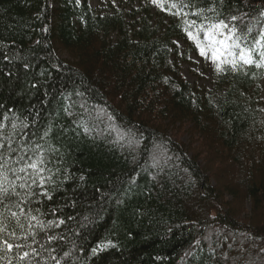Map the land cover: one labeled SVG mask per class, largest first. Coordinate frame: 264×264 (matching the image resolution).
I'll use <instances>...</instances> for the list:
<instances>
[{"label":"trees","instance_id":"obj_1","mask_svg":"<svg viewBox=\"0 0 264 264\" xmlns=\"http://www.w3.org/2000/svg\"><path fill=\"white\" fill-rule=\"evenodd\" d=\"M218 24L200 91L181 63ZM263 44L264 0H0V264H264ZM240 186L262 224L223 208Z\"/></svg>","mask_w":264,"mask_h":264},{"label":"rangeland","instance_id":"obj_2","mask_svg":"<svg viewBox=\"0 0 264 264\" xmlns=\"http://www.w3.org/2000/svg\"><path fill=\"white\" fill-rule=\"evenodd\" d=\"M89 2L93 9L101 14H106L109 10L114 11L115 9H118L134 15V13L136 14V11L143 8V0H89ZM139 17V14H137L135 19H138ZM111 38L115 40L116 33H113ZM205 39L206 40L201 48L198 51H192L188 56V61H183L181 63L184 78L191 84V86L200 91H209L213 89L215 83L214 69L220 66L225 59H229L230 55L233 54L231 47V34L227 28L213 27L208 32ZM177 44L181 47L182 51L187 50V44L184 41L177 40ZM61 56L65 59H70L66 52L62 51ZM247 59H250L249 55L245 54L244 61ZM261 87V99L264 102V79L262 80ZM171 128L170 132H173L172 135L181 140L188 147L190 152L197 153L199 152L198 150L209 151L205 144L200 143V135L197 132L195 123L192 121L185 119L180 124H177L176 127L172 126ZM209 154V160H212L213 154L211 152ZM199 157H201L200 159L203 160L202 162L206 167L211 165L209 162V164H207V155L204 154L203 157ZM215 166L216 164H212V166L207 168L209 169L210 175H212V182L214 185L218 186L222 181L216 178L217 169L219 170L222 168V171H224L225 168L229 167L230 169L233 165L230 163L225 165L224 163H220L218 165L219 167ZM236 190V196H232L228 191H224L222 200L223 208L229 210L232 214H235L237 218L243 220L246 224H251V222L262 224L260 215L253 216L252 202L247 199L244 190L241 194V186L236 188Z\"/></svg>","mask_w":264,"mask_h":264},{"label":"snow or ice","instance_id":"obj_3","mask_svg":"<svg viewBox=\"0 0 264 264\" xmlns=\"http://www.w3.org/2000/svg\"><path fill=\"white\" fill-rule=\"evenodd\" d=\"M213 27H225V28H227L228 26L227 25H215ZM241 59H244V56H241ZM245 63H251V60L250 59H247V60H245ZM7 247H8L9 250H11L12 245L9 244V245H7ZM27 255L28 254L25 253L24 256L21 257V259L25 258Z\"/></svg>","mask_w":264,"mask_h":264}]
</instances>
